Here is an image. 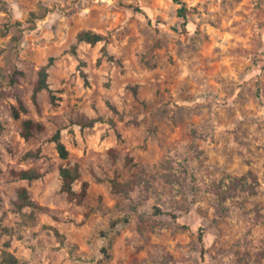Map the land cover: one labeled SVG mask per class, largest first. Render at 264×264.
Returning a JSON list of instances; mask_svg holds the SVG:
<instances>
[{
    "label": "rangeland",
    "instance_id": "rangeland-1",
    "mask_svg": "<svg viewBox=\"0 0 264 264\" xmlns=\"http://www.w3.org/2000/svg\"><path fill=\"white\" fill-rule=\"evenodd\" d=\"M0 80V264H264V0H0ZM24 117L44 129L24 138ZM56 130L84 203L60 189ZM127 153L148 183L120 195L109 179L136 171ZM240 176L249 188L227 193ZM19 185L47 208L15 210Z\"/></svg>",
    "mask_w": 264,
    "mask_h": 264
},
{
    "label": "trees",
    "instance_id": "trees-1",
    "mask_svg": "<svg viewBox=\"0 0 264 264\" xmlns=\"http://www.w3.org/2000/svg\"><path fill=\"white\" fill-rule=\"evenodd\" d=\"M187 13V8L185 5H181L178 7V14L185 18ZM106 35L95 32L92 30H81L76 34V40L78 42L80 41H87L90 43H96L100 40H105ZM103 51L106 54L105 48H103ZM111 58V55H108ZM101 57L98 58L97 62H100ZM48 63L42 65L37 72V78L34 81L33 89H32V100L34 104L37 106L38 109L41 107V103L39 100V93L49 88V71H48ZM23 74L22 70L16 69L10 76L9 82L10 84H14L19 80V76ZM3 83L0 80V92L2 90ZM12 115L15 118H19L21 116V113H27L29 111V108L27 106V103L24 99L21 97H17V105L13 104L11 107ZM2 128V123L0 121V129ZM44 129V125L41 120H35L32 117H24L21 120V135L24 138H29L36 133L42 131ZM52 139L55 141L56 149L60 155L61 158L64 159V162L59 165V175L61 178V185L60 189L62 192H64L69 200H74L75 202L81 204L85 202L89 181L83 180L80 184L79 189L74 188V182L79 178L81 175V166L78 161H70L68 159V149L65 145V143L60 138L59 130H56L54 134L52 135ZM108 153L111 156L112 160H115L117 157V151L115 148L110 147L108 149ZM30 151L26 153V155H29ZM125 163L129 165H136L137 169L135 172H133L132 176L127 180H116L114 177L110 178V186L111 190L114 193L120 194V195H126L129 193V191L134 187H142L145 186V184L148 183L147 180V165L144 163H137L134 161V156L130 153H127L125 155ZM167 163H170L169 160H167ZM166 166V165H165ZM41 173L36 171L33 168H11L10 169V175L16 178L21 179H33L40 176ZM165 177L172 181H178V175L174 171H170L168 173H164ZM242 186L243 189H248L249 184L246 182L245 176L235 177L232 179V184L229 185V190H227V193H230L231 189H237V186ZM222 188L218 187L216 189V193L219 196H223ZM13 202V208L15 210H21L25 206H29L35 209H46L47 207L45 205L40 204L38 201H36L30 194L29 189L26 185H19L16 188V197L12 200ZM4 261L7 264H23L22 261H19V259L11 252H7L4 255Z\"/></svg>",
    "mask_w": 264,
    "mask_h": 264
},
{
    "label": "clouds",
    "instance_id": "clouds-1",
    "mask_svg": "<svg viewBox=\"0 0 264 264\" xmlns=\"http://www.w3.org/2000/svg\"><path fill=\"white\" fill-rule=\"evenodd\" d=\"M109 2H111V0H109Z\"/></svg>",
    "mask_w": 264,
    "mask_h": 264
}]
</instances>
